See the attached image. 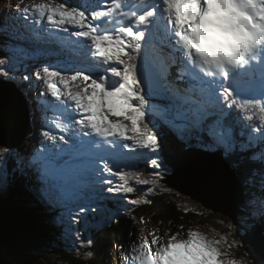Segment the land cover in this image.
<instances>
[{"label": "snow or ice", "instance_id": "snow-or-ice-1", "mask_svg": "<svg viewBox=\"0 0 264 264\" xmlns=\"http://www.w3.org/2000/svg\"><path fill=\"white\" fill-rule=\"evenodd\" d=\"M28 11L27 8L23 10L25 17ZM34 12L41 17L47 12V20L61 31L89 41V58H102L101 64L90 66L87 74H82L83 69H75V74L61 75V70L49 65L19 77L21 81H31L33 77L43 81L46 91L38 95L50 93L63 106V112L70 121L60 131L81 137L79 142H74L65 134L58 138L75 153L74 167L97 177L93 181L96 203L89 204L81 215L88 211H104L101 204L108 199L107 194L126 198V194L134 191L128 186L127 176L120 171L125 150H147L152 154L148 157L151 168L175 174L177 164L170 161L172 167L169 168L160 158L164 146L158 132L144 122L150 101L143 86L146 83L159 84L162 75L164 78L171 76V68L177 63L180 66L176 68V80L184 81L186 75L188 77L185 88L181 90L174 81H169L168 85L162 86V90L185 99L190 98L188 93H191L196 97L197 105L190 119L180 112L176 113V119L186 120L187 123L177 125L175 120L169 121L179 129L177 139L181 143L188 142L189 137L184 133H190L205 153L217 154L223 149L225 157H229L235 151V144L231 131L222 122L225 108L248 104L264 112V0H145L142 10L131 12L125 11V0H106L103 10L66 6L61 0L56 4H41ZM116 16L127 18L132 23L120 26L114 33L102 30L96 23ZM157 17L166 21L168 46L173 49L169 52L171 61L158 71L146 65L141 79L136 60L144 53L145 46H151L149 37L156 35L153 28ZM208 28L222 35L239 34V43L231 49L230 55L204 54L202 49L211 43L209 38L215 35L208 32ZM126 49H131L132 54ZM113 78L117 79L116 83ZM0 80H17L16 70L8 59H0ZM55 80L63 84L64 89L58 88ZM73 84L74 88L69 87ZM256 94V98H251ZM73 106L74 110H70ZM119 117L131 121V132L139 139L126 135L128 129ZM74 126L78 127L74 129ZM42 136L46 140L55 139L48 130H44ZM129 140H132L133 146L129 145ZM259 140L264 142V134ZM241 150L248 149L242 145ZM19 156L17 148L0 138V162L4 165L0 167V181L6 176L8 162ZM50 163L62 167L55 160ZM231 167L233 174L238 175L245 185L250 178L258 177L259 195L248 197L247 203L251 208L246 216L241 215L239 223H243L248 231H255L257 227L264 229V159H258L252 152L245 161L239 164L233 162ZM115 177L122 183L114 180ZM154 183L155 180L137 179L138 185ZM242 191L238 183L231 192L239 203H244L239 199ZM128 203L136 205L137 201L128 200ZM121 215L123 213L119 211L108 215L104 224L119 223ZM187 237L177 239V236H172L166 244L156 248L154 254L150 244L159 245L160 238L154 236L150 242L143 241L140 245L141 264H160L161 261L182 258L181 245L191 247L197 243L201 246L197 250L200 261L224 264L220 259L219 245L221 240L228 243L226 238L210 240L195 231H189ZM227 264L236 262L229 260Z\"/></svg>", "mask_w": 264, "mask_h": 264}, {"label": "rangeland", "instance_id": "rangeland-1", "mask_svg": "<svg viewBox=\"0 0 264 264\" xmlns=\"http://www.w3.org/2000/svg\"><path fill=\"white\" fill-rule=\"evenodd\" d=\"M83 2V0H81ZM60 3L61 0H0V59H8L11 61V66L16 70V77L17 80L14 82L18 85V89L21 91L24 89L30 94L31 102L34 103V108L31 110V113L35 115L36 118L42 117L40 113L39 107L43 105V100L47 99L45 96H39L38 94L43 92L42 87L39 85L40 80H36L35 77L32 78L30 82L34 84L33 88H29L28 85H26L29 81H21L19 79L21 74H31L34 69L41 68L42 66H53V69H59L61 70V75H72L75 74L72 70L75 71L76 68L72 67H64L66 64L63 60H60L57 55H55L56 49L51 46V48L47 47L45 44H50V39L47 37L48 34H46L45 37L40 36V31L44 32V29L39 31L40 22L39 18L40 16H36L34 13V9L41 5V4H47V3ZM65 2L66 6L72 4L75 7H78L79 3L76 0H73L72 2H67L66 0H63ZM70 3V4H69ZM27 8L29 11L27 13L26 18L24 17L23 10ZM143 9V8H142ZM141 9V10H142ZM39 14V13H38ZM47 12H45L44 17L42 18L44 27H48L50 30L58 31L60 30L56 26H54L52 23H50L47 19ZM36 21V22H35ZM48 21V22H47ZM33 22V23H32ZM166 23V21H165ZM48 29V31H49ZM34 43L33 45H30V43ZM59 47L65 48L64 46H61L58 44ZM72 51V52H71ZM130 54H132L131 49H126ZM147 51H151V53H147ZM67 52L72 55L73 58L78 57L75 56L73 53L74 51L69 48ZM146 52V53H145ZM166 53L164 50L158 48L157 46L152 45L151 46H145V51L143 54H140L137 57L136 62L139 59V62H143V55L144 54H150L155 55L157 54V58H160V54ZM142 55V56H141ZM80 58V57H79ZM89 58V57H87ZM100 59V58H99ZM83 61V63L86 61L85 59H80ZM95 58H90V61H94ZM88 60L87 63H90ZM101 61V60H99ZM82 67L85 65L81 64ZM4 67H8V65H5ZM123 66L121 65V68ZM157 67L162 69V66L157 64ZM68 72V73H67ZM84 74V73H82ZM12 81H2L0 80V88L1 85L6 87H11ZM29 82V83H30ZM36 82V83H35ZM59 82L58 80H55V83ZM113 82L116 83L117 79L113 78ZM25 88H24V87ZM43 86V85H42ZM46 84L44 85L45 88ZM47 87V86H46ZM144 91L150 101L149 109L146 112V115H148L151 118H155L157 121H163L167 126L171 127L172 129H176L179 132V129H177L174 125L170 124L169 121L175 120V123L177 125L187 123L186 120L176 119V113L180 112L183 115L187 116L189 119L191 118L193 111L196 107L192 106L193 104L188 103V101L185 102V104H182L181 102H176L175 100H170L168 96L164 94V91L162 93L158 92H152L148 89L144 88ZM25 92V91H24ZM157 94V95H156ZM159 96V97H158ZM258 94L254 95L251 98H256ZM50 99L55 100L54 97H50ZM40 100H42L40 102ZM25 101V115L26 109H31L27 101ZM48 101V100H47ZM182 101V100H181ZM187 104V105H186ZM247 104H243L242 106L245 107ZM239 109H245L241 106H237ZM49 110H51L49 108ZM231 109L225 108V116L226 117ZM62 115V114H61ZM242 123L240 129L232 130L233 128H229L223 125L225 128L229 129L234 137V144L235 149L237 148V144L243 145V146H251V148L260 147L259 152H255L258 159H264V142H261L259 140V137L261 134L264 133V118H258L256 120L247 119L248 116H251V114H242ZM51 115L49 114L47 119H51ZM222 118V121L224 119ZM27 119V118H26ZM110 119L115 120L117 117H110ZM122 123H124L128 129L126 132V135H130L131 137H134L135 139H139L140 137L136 136L134 133L131 132V121L130 120H124L123 117H119ZM246 119V120H245ZM27 121L30 123V121L27 119ZM45 121L41 122H31L30 123V132L25 138V142L29 146V152L30 154H26L24 156H19L18 158H14L15 160L21 159L22 167H28L29 174L32 173V166L36 167V174L35 177L37 178V181H39L43 185V191L41 192L42 199L44 201L45 206L47 204H52L53 206L61 208L59 213H61L60 217H62V220L64 224L66 225L67 230L66 233L68 235L64 236L65 238L62 240V250H72V252L77 253L81 252L82 248L89 247L90 246V234L85 230L82 229L83 226L94 228L96 226V223L92 224L94 219H100V216L105 215L106 217L109 215L108 207L110 203H113V206L119 207L118 209L121 211H124L125 209L132 208L135 205H131L128 203V200H136L137 204L139 203L140 197L137 198L136 193L137 192H145L148 194L151 193H161L165 190L172 191L170 188L163 185L161 182L157 181V179H150V181L155 180L154 184L150 185H138L137 179H134V175L131 172V170H124L121 171L123 174L127 176L128 179V186H131L134 188V191L131 194H126V198H121L119 196H112L111 194L108 195V199L103 201L101 204L102 209L104 211L102 212H95V211H88L81 215V213L84 211V209L88 208L89 204L96 203L94 200V186L93 181L97 177H93L94 174L90 173L91 180H87L86 182L79 181L80 179H69L67 178L66 173L63 174L62 170L54 168V172L56 174L57 178L62 179V181L67 180L62 183V181H57L59 184L57 186H52L51 183L46 177L48 174H45L42 169L40 168V163L38 158L32 157L31 153L35 151L39 152L43 155V158L45 159V156L48 157V149L46 146V139L43 138L41 130L44 129V126L46 127ZM165 127V126H164ZM237 131V132H236ZM190 138L196 145H199V143L196 141L195 136L189 133ZM35 139V140H34ZM27 140V141H26ZM45 140V141H44ZM240 140H243L242 142H238ZM33 141V142H32ZM207 142V141H205ZM48 143V142H47ZM46 145V146H45ZM18 148V147H16ZM236 150L231 153L230 156L233 158L236 162H238L236 155ZM125 153L128 154V158L125 160H131L137 161L142 160L149 166V169L151 170V175H155L154 177H159L160 175L165 174H171L172 172H166L164 169H153L150 167L148 163V157L152 155L147 150H139L138 152H128L125 150ZM142 153V154H140ZM49 158V157H48ZM160 158L163 160L165 164L169 167L170 163L168 161H165L160 155ZM11 160L8 163H11L14 161ZM31 164V165H30ZM62 167L64 164H60ZM3 163L0 162V167H3ZM42 166L45 167L47 171H49L52 174V167L53 165L49 162L47 165L42 164ZM60 168V167H59ZM170 168V167H169ZM39 169V170H38ZM45 177H44V176ZM133 176V179L131 178ZM39 177V178H38ZM118 183H122L119 181L118 177L113 178ZM143 180V177L138 178ZM6 181V176L3 181H0V185ZM31 181V180H30ZM248 186H244L245 188V202L244 205L241 206L243 212L238 214L237 220L239 224V230H237V225L232 223L231 220L225 216L220 215L219 213H213L208 209H205L200 204L196 203L195 201H192L190 198H188L185 195H182L178 193L175 195V197L179 198L181 203L183 202V205L186 210L194 211L197 215L200 216V219L205 215L203 218L204 226L201 227H194V228H183L180 231H174L171 230L169 227H165L164 233L160 235L155 236H162L160 238V244L159 245H152L150 248L154 250L158 247H162L164 244L167 243V241L172 236H177V239H187V233L189 231H195L200 233L201 235L207 237L210 240H221V238H226V235L231 237V240L233 242V246L235 247V251L233 252V249H229V246L224 243L223 240H221V244L219 245V251L221 252L220 259L224 262V264H227V261L234 260L236 264H258L259 258L252 254L250 250L247 248V245L242 242L241 236L243 235V228L244 230H247L245 225L243 223H239L241 215H247L249 212L251 205L247 203L248 197L250 196H258L259 195V186H258V177L255 179H252L249 181ZM75 185H72V184ZM2 187V186H0ZM32 188H30L31 191ZM34 192V190H33ZM36 192L38 193V190L36 189ZM39 197V196H38ZM144 199H147L148 197H143ZM136 204V205H137ZM47 207V206H46ZM14 208V207H12ZM3 213H12L16 214V211H13V209H6L2 211ZM59 225V223H57ZM236 227V228H235ZM81 229V231H80ZM233 229L237 232L235 233ZM159 229L156 230L155 233H158ZM161 231V229H160ZM159 231V232H160ZM233 231V234L231 233ZM250 232L248 234H252V231H246L245 233ZM231 233V234H230ZM241 235V236H239ZM245 235V234H244ZM152 240L151 236L148 237L146 233V228L141 225L139 228H137V231L134 232L132 238L130 241L126 243V252L130 254V258L128 262H126V257L123 258V262L121 264H136L138 261L141 263V248L140 245L143 241ZM229 238V237H228ZM150 242V241H149ZM132 244L137 245L136 248L132 249ZM237 244L240 246L237 247ZM151 245V244H150ZM153 247V248H152ZM199 243L192 245L191 247H186L181 245V248L183 249V252L186 256H190L192 261H195L197 264H210V261H200L199 255H198V249H200ZM187 250L184 251V250ZM38 251V259L39 264H63L60 262L59 257H57L50 247H43L40 246L36 249ZM74 250V251H73ZM76 251V252H75ZM134 251V253H133ZM250 252V253H249ZM91 252L87 251L85 258H88L90 256ZM5 256L4 251L0 249V257ZM133 258V259H132ZM104 264H117V258L109 256L108 258L104 259ZM0 264H7L6 261L3 262V259L0 260ZM65 264V263H64ZM98 264H101L100 262ZM261 264V263H259Z\"/></svg>", "mask_w": 264, "mask_h": 264}, {"label": "trees", "instance_id": "trees-1", "mask_svg": "<svg viewBox=\"0 0 264 264\" xmlns=\"http://www.w3.org/2000/svg\"><path fill=\"white\" fill-rule=\"evenodd\" d=\"M144 122L158 132L164 146L161 154L164 155L165 161H168V163L179 156L184 148L194 144L191 140H188V143H180L175 131L167 126H162L161 122L149 123V119H145ZM22 150L26 152V146L20 149V151ZM238 157L243 159L240 155ZM228 161L231 162L230 159ZM130 170H133L131 172L134 175V179L143 177V179L150 180L154 176L151 175V171L146 166L141 165ZM8 171L7 183L0 187V205L17 208L24 214L29 224L20 246H17L14 251H9L10 257H8L15 261L16 264L41 263L37 257L39 254L36 250L40 246L50 247L63 264H98L99 262L104 264L103 260L109 256L120 259V254L123 253L126 242L130 241L134 232L141 225L146 228V233L149 235L158 229L163 232L165 227L180 231L183 228L204 226L203 218L205 215L200 219L202 215L186 210L183 202L181 203L179 198L175 197V191L172 190L173 192L171 193L165 190L161 193L151 194L137 192V198L140 197L139 199L142 200H139L137 205L127 209V211H121L118 207L109 205V215L117 211L123 213L119 223L105 225V215L100 216V219H94L92 224L96 223V226L86 229L91 236L90 246L82 248L80 253H74L71 249L66 252L61 248L62 240L65 238L63 235L65 234V225H49L50 223L47 221L49 217L43 214L44 212H41L40 207L35 204L34 198L30 194L32 182L25 176L22 179L21 169L16 166H12ZM237 177L241 180L238 175ZM158 180L161 181L162 178ZM143 197L148 198L144 199ZM237 230H239V226H237ZM233 231L237 233L234 229ZM233 231L231 232L232 234ZM243 232H246L244 228ZM228 237L227 242H229L228 246H230L229 249L231 250L234 246L230 235ZM87 251H90L91 254L88 258H85Z\"/></svg>", "mask_w": 264, "mask_h": 264}, {"label": "water", "instance_id": "water-1", "mask_svg": "<svg viewBox=\"0 0 264 264\" xmlns=\"http://www.w3.org/2000/svg\"><path fill=\"white\" fill-rule=\"evenodd\" d=\"M140 78L143 79V73H140ZM145 85L150 87L149 83ZM29 132L30 123L25 116L24 98L12 86L0 88V138L16 148L23 144ZM171 162L176 163L177 168L175 174L165 175L162 180L165 186L238 224L237 217L243 203H239L231 192L235 185L239 183L242 186V183L237 175L233 174L230 163L220 152L211 154L196 149L182 150ZM169 167H172L171 163ZM239 199L244 200L243 191ZM6 209H13L16 214L3 213ZM28 227L24 214L17 208L0 205V249L5 254L0 260L14 264L9 258V251H14L20 246ZM248 233L250 232L240 235L243 244L245 243L250 252L259 258L258 264H264L262 229L257 227L252 234Z\"/></svg>", "mask_w": 264, "mask_h": 264}, {"label": "bare ground", "instance_id": "bare-ground-1", "mask_svg": "<svg viewBox=\"0 0 264 264\" xmlns=\"http://www.w3.org/2000/svg\"><path fill=\"white\" fill-rule=\"evenodd\" d=\"M86 1H93V0H86ZM134 1H136V0H134ZM94 3V2H93ZM85 5V4H84ZM144 5H145V0H143V1H141V2H139V3H136L135 5H134V7H132L131 8V11H137V9H142L143 7H144ZM82 5L80 4V7H81ZM85 7H88V6H86L85 5ZM130 11V12H131ZM35 13V12H34ZM35 15L37 16H40L38 13H35ZM37 16V17H38ZM25 17V16H24ZM41 17V16H40ZM44 17V16H43ZM43 17H41V18H39V22H40V27H38L39 28V31L42 29H44V32H41L40 31V36H43V37H45L46 36V34H52V35H56L57 36V33H53L52 31L53 30H50L48 27H44V25H43V23H41V21H43ZM26 18V17H25ZM45 19H47V17L45 18ZM36 22V21H35ZM48 22V21H47ZM33 23V22H32ZM48 29H49V31H48ZM166 29V23H165V21L164 20H161V19H159L158 17L156 18V21H155V26H154V28H153V31L156 33V35L155 36H150L149 37V40L152 42V45H154V43H155V46H157L158 48H160V49H163L164 51L165 50H167L166 52L167 53H165V55H164V57L162 58V61L164 62V64H166V63H169L170 61H171V57L169 56V52H171V51H173L169 46H168V44H169V41H168V32L165 30ZM72 31H76V29H72ZM60 34L62 35V37H64L65 36V32L64 31H60ZM56 36H52L51 38H50V40H51V42L53 43V45H55L56 47H57V38H56ZM74 37H73V35H72V42H73V44H76L77 43V40H74L73 39ZM68 39V37L66 38H64L63 40H62V43H66V40ZM69 42V41H68ZM173 40H172V44H173ZM46 45H50L49 43H47ZM177 54V53H176ZM60 59H63V61L66 63L65 65H64V67H72V68H76V69H83L84 71L82 72V73H85V74H87V71H88V69H89V67L90 66H97V65H99V62H97V61H92L91 63H87L88 62V59L89 58H87V59H85L86 61L84 62V63H81V64H83V65H85L84 67H82L81 65H80V62H77V61H72V58H71V56H70V54L69 53H67L66 52V54H65V56L64 55H61L60 56ZM102 59V58H101ZM159 61V60H158ZM113 63H114V61H113ZM157 64H159L158 62H156ZM156 64V65H157ZM160 65V64H159ZM106 66H108V65H106ZM161 66V65H160ZM180 65L177 63V65H174L172 68H171V75H174V74H176V68L177 67H179ZM178 83H181V81H179ZM185 84H186V82H185ZM39 85L41 86V87H43V89H45V91H46V86H45V88H44V85H45V83L43 82V81H40L39 82ZM43 85V86H42ZM56 85H57V87L58 88H61V89H64V85L63 84H61L60 82H57L56 83ZM151 86V85H150ZM6 87V86H5ZM69 87H72V88H74L75 87V85L73 84V85H69ZM185 88V87H184ZM6 89H8V88H6ZM51 94L50 93H48L46 96H50ZM51 97V96H50ZM188 97H189V93H188ZM25 100V99H24ZM48 100V101H47ZM47 100H46V102H45V107H48L49 108V105L50 106H52L53 108H54V112H55V116H54V118L52 119V120H50L49 122H47V124L49 125V126H51L53 123H55V122H57L56 124H58L59 126H60V128H63V124L65 123V120H62V118L61 117H59L57 114H59L60 112H63V109L61 108V107H63V106H61V105H59V102H57L56 104H53L52 103V100L50 99V98H47ZM187 100H188V102L190 103L191 102V99L190 98H187ZM24 103H25V101H24ZM70 103V102H69ZM187 105V104H186ZM242 108H245V109H240L239 110V113H241V112H244L246 109H249L250 108V105H246L245 107H243V106H241ZM40 108V107H39ZM70 110H74V106H73V109H70ZM45 111V113H46V110H44ZM234 112H235V114H236V110H234ZM40 113H41V115H44L45 113L44 112H41L40 111ZM26 114H27V116H26V118L30 121V123L31 122H33V123H35L36 121L38 122H41L42 121V118L41 117H38V118H36L35 117V115H33L32 113H31V109H26ZM66 122H70V121H68L67 119H66ZM61 124V125H60ZM62 126V127H61ZM74 128H75V126H74ZM74 131V130H73ZM49 133H50V135L51 136H54L55 137V139H48V140H46V141H49L48 142V149H49V151L51 150H53L54 148H55V146L57 145V144H59L60 143V141H59V135L58 134H56V132H54V131H49ZM264 134V133H263ZM35 140V139H34ZM128 143H129V141H128ZM58 146V145H57ZM43 172H49V171H47L46 169H43L42 170ZM48 175H50V172L48 173ZM200 205L202 206V207H204L205 209H208L207 207H205L204 205H202L201 203H200ZM208 210H210V209H208ZM211 211V210H210ZM212 212V211H211ZM181 262H183V263H187V262H185V261H181ZM14 264H16V262L14 261Z\"/></svg>", "mask_w": 264, "mask_h": 264}, {"label": "clouds", "instance_id": "clouds-1", "mask_svg": "<svg viewBox=\"0 0 264 264\" xmlns=\"http://www.w3.org/2000/svg\"><path fill=\"white\" fill-rule=\"evenodd\" d=\"M208 32H214L215 35L210 37L211 43L207 44L202 51L209 56H228L231 54V49L238 45L239 34H220L214 29L208 28Z\"/></svg>", "mask_w": 264, "mask_h": 264}]
</instances>
